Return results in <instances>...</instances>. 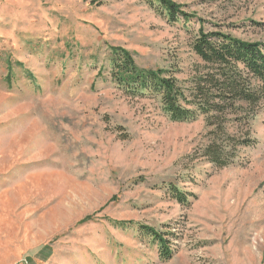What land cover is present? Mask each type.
<instances>
[{
  "label": "rangeland",
  "instance_id": "1",
  "mask_svg": "<svg viewBox=\"0 0 264 264\" xmlns=\"http://www.w3.org/2000/svg\"><path fill=\"white\" fill-rule=\"evenodd\" d=\"M168 1L190 18L157 0H0V264H264V103L226 117L218 167L205 117L173 122L111 78L123 49L188 87L201 30L264 44V0Z\"/></svg>",
  "mask_w": 264,
  "mask_h": 264
},
{
  "label": "trees",
  "instance_id": "2",
  "mask_svg": "<svg viewBox=\"0 0 264 264\" xmlns=\"http://www.w3.org/2000/svg\"><path fill=\"white\" fill-rule=\"evenodd\" d=\"M176 22L180 17L190 18L168 0H157ZM193 51L201 64L187 81L188 87L180 85L167 70H145L135 63L131 53L115 49L111 78L127 95L133 97H159L165 113L177 123L195 122L205 117L212 142L204 156L218 167L226 162L218 143L223 135V124L228 115L238 114V103L256 108L264 103V44L243 42L222 33H206L203 30L196 38ZM253 141L245 140L244 146ZM174 199L185 205L187 197L178 191ZM146 237L159 244L161 256L172 258L168 252L166 238L155 231L144 228Z\"/></svg>",
  "mask_w": 264,
  "mask_h": 264
},
{
  "label": "built area",
  "instance_id": "3",
  "mask_svg": "<svg viewBox=\"0 0 264 264\" xmlns=\"http://www.w3.org/2000/svg\"><path fill=\"white\" fill-rule=\"evenodd\" d=\"M25 264H28V263H25Z\"/></svg>",
  "mask_w": 264,
  "mask_h": 264
}]
</instances>
